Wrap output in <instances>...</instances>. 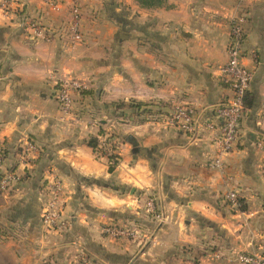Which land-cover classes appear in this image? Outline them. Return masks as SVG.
Returning <instances> with one entry per match:
<instances>
[{"label":"crops","instance_id":"1","mask_svg":"<svg viewBox=\"0 0 264 264\" xmlns=\"http://www.w3.org/2000/svg\"><path fill=\"white\" fill-rule=\"evenodd\" d=\"M14 1L9 13L0 9V158L4 172L19 181L0 188V264H44V254L53 253L37 230L39 202L52 177L62 182L73 221L69 245L80 247L74 264L85 249L96 264H119L122 255H131L126 264H227L212 258L210 245L247 249L248 230L263 236V153L256 141L264 139V0H167L153 9L117 0L132 11L125 22L113 1L63 0L59 10L45 0ZM75 3L83 41L73 45L66 27ZM240 5L250 15L243 64L254 75L247 98L252 106L242 140L223 169L214 170L208 167L217 154L211 135H187L167 118L175 104L190 103L200 125L229 97L220 68L228 61L230 17ZM37 17L53 32L47 41L28 35L27 19ZM133 17L143 25L131 32ZM68 78L87 87L75 95V108L93 112L94 121L60 118L55 93ZM31 135L41 152L26 168L18 149ZM91 138L98 148L89 146ZM104 142L116 160L104 153ZM121 189L134 191V200ZM232 191L246 210L234 212L228 204ZM147 195L158 200L157 219L164 223L154 229V243L135 255L134 241L115 243L101 223L122 216L121 204L135 220ZM184 246L196 263L185 260Z\"/></svg>","mask_w":264,"mask_h":264},{"label":"built area","instance_id":"2","mask_svg":"<svg viewBox=\"0 0 264 264\" xmlns=\"http://www.w3.org/2000/svg\"><path fill=\"white\" fill-rule=\"evenodd\" d=\"M55 10L60 9L63 0H45ZM14 0H0V9L5 13L12 10ZM71 19L67 24L66 30L71 36L73 45L83 41V35L80 30L81 12L79 4L75 3L71 11ZM27 19V31L32 40H49L53 32L48 30L40 18ZM248 24V15L242 13L232 18L229 42L227 46L228 61L221 66L220 72L224 81L227 83L230 95L226 100L219 104L213 111L210 118L205 119L198 125L197 110L190 103H178L173 107V111L167 118V123L177 130L187 134H210L217 148L216 156L210 161L208 167L214 170H222L224 160L232 152L234 147L242 140L241 125L248 114V108L245 105V99L250 92L253 82V71L243 64L246 55L245 43L247 38L246 25ZM86 86L74 79H65L58 83L55 93L61 111L69 114L75 109V95L86 90ZM202 129V130H201ZM256 147L263 153L260 173L264 180V139L258 138ZM105 154L110 158L114 157V149L111 144L104 142L103 148ZM40 147L34 139L27 137L21 147V160L27 167L33 164L40 156ZM116 160V157H115ZM19 180V176L12 172H4L3 161L0 158V188L8 190L11 185ZM47 190L49 199L42 207L41 220L46 230L55 233H64L71 227V218L67 216L65 207L66 200L64 196L62 182L57 177L48 179ZM227 199L231 202L233 208L240 210L241 201L238 194L234 191L227 194ZM143 209L146 213L159 218V205L154 197H148ZM105 234L110 239L116 240L121 237H135L134 229L132 231L123 230L118 227H107ZM216 258H220L219 253H215ZM85 260V259H83ZM235 261L240 264H264V257L256 254L238 253Z\"/></svg>","mask_w":264,"mask_h":264},{"label":"rangeland","instance_id":"3","mask_svg":"<svg viewBox=\"0 0 264 264\" xmlns=\"http://www.w3.org/2000/svg\"><path fill=\"white\" fill-rule=\"evenodd\" d=\"M112 1H113V3L114 2L118 3L117 5L121 9L120 11H123V15H120V19H123L124 22L127 21L128 16L132 15V11L127 10L128 8H130V6H126V4L120 3L117 0H106L105 5L106 6L110 5V2H112ZM110 6H112V5H110ZM242 13H246L248 15V18L250 17L249 11L245 7L240 5V6H238V8L234 12V14L230 17V23H229L230 26H231L232 18L237 16V14L241 15ZM135 18L136 17H133L131 19V21L134 22L136 25L133 24V25H131V27L128 28V30H130L131 32L134 30V28H136V30H138V26L142 27V25H143L141 22H138L137 19L135 20ZM135 33L138 35V31H135ZM138 37H142V36H138ZM70 79H74V80L82 83V80H79L76 78H70ZM83 95L88 96L87 94L82 93V96ZM82 104H83V102H82ZM77 109H78V106H76V108L73 111H71L69 114H66V113L61 111V108L58 105V111L60 112V118L61 119H65V118L68 119L69 123L70 122L72 123L73 120H76L77 122L80 120L81 121L85 120V119H90L92 121L95 120V116H93L94 115L93 112L89 113L88 110H85V112H82V111H77ZM73 126H74V123H73ZM73 126L71 125L69 127H73ZM30 138L34 139L32 135L30 136ZM113 146H114V144H113ZM18 151L20 152L21 148L18 149ZM114 157H116V156L114 155ZM262 159H261V164H262ZM261 164H260V166H261ZM260 166L258 167V170H259V174L261 175ZM120 195L124 196L126 199H128V201L134 200L133 199V193H131V191L129 189H121ZM148 197H154L156 199V197L153 195H147L145 198L147 199ZM49 198H50L49 197V191L46 190V197H44V199H42L39 202L40 207L37 210V212H38L37 230H38V233L39 232L41 233V234H38V236L39 237L42 236L43 238L45 237V246H44V243H42L41 246H44V247L51 246L54 249L52 254H44V257H43V258H45L44 264H61V262H63V261H66V264H74V262H75L74 256H78V254H79L78 251H79L80 247L72 248V246L69 245V243H72V241L70 240V238L68 236V233L71 231L70 230L71 228L68 231L61 233V234L60 233L58 234L55 232L48 233L42 224V220H41V212H42V207H43L42 204L44 205L45 202ZM156 201L158 202L157 199H156ZM227 201H228V204L232 207L231 202L228 199H227ZM122 205H124V206H122ZM158 205L160 206V204H158ZM121 206L122 207L120 209H122L121 210L122 216H119L118 218L106 217V219L103 220L101 223V231H102L103 235L107 236V234H105V231H104V229L107 227H118L120 229L128 230V231H132L134 229L135 230L134 234H135V237H137V238L133 239V237H131V236L130 237L125 236V237H121L119 239H116L114 241H115V243H118V244L121 243L120 244L121 246H125L129 242L132 243V241H134L132 243V245L136 246V249H135L136 250L135 255H136L139 253L138 251L141 247H144V246L147 247V246H150V243L151 244L154 243V241H153L154 240L153 239L154 238V235H153L154 229H156V228L159 229L160 225H162L164 222H163V220H158L153 215L146 213V211L144 209H142L144 211L143 214L142 213L135 214L136 219L135 220L131 219L130 217H127L126 204H121ZM243 207L245 208L244 203H243ZM142 210H139V211L142 212ZM233 210H234V212L237 211V209H235V208ZM240 211H241V209H240ZM71 224L73 225L72 220H71ZM247 224L248 223H244L243 227L246 226ZM257 226H259V225H255V226L251 227L252 230H254V228L256 227L255 228L256 233H257V231H259V228ZM260 227H262V226H260ZM263 230H264V227H263ZM16 232H18V227H16ZM18 234L19 233H16V235H18ZM248 234H250V239H251L250 244H249L250 249L247 248V249L237 250L236 248L232 247V245L226 249V248H222V246L210 245V249H209L210 253L209 254H211V256L213 258L215 253H219V255L221 257H220V259H217V260H224L227 264H240V263L235 261V256L238 253L256 254V255H260V256L264 257V237H263L264 234L262 236L261 233L255 234L253 231L251 232L250 230H248ZM151 235H153V237H151ZM13 236H14V234H13ZM262 244H263V246H261ZM260 246L262 248H260ZM70 247L72 248V250L70 249ZM188 247H190V246H188ZM188 247H186V246L183 247L184 258H186L185 260H189L190 262L196 263L198 258L195 257L193 259L192 258L193 255L190 256L187 253V251L191 252V250ZM82 251H83L82 252L83 256L81 255L82 258L77 259V262L75 264H96L93 262V255L87 249L82 250ZM51 255H52L53 259H51L52 258ZM130 257H131V255H128V256L122 255V257L119 258L120 260H117V262L119 264H126V261L129 260ZM83 259H85V260H83Z\"/></svg>","mask_w":264,"mask_h":264},{"label":"trees","instance_id":"4","mask_svg":"<svg viewBox=\"0 0 264 264\" xmlns=\"http://www.w3.org/2000/svg\"><path fill=\"white\" fill-rule=\"evenodd\" d=\"M136 3L141 7V8H144V9H153V8H163V7H166L167 5V0H135ZM248 95L249 93L247 94V97L245 99V105L247 108L251 107L252 106V103L247 100L248 98ZM124 104H122L123 106ZM89 146L92 147V148H98V142H97V139H94V138H91L88 142ZM115 157H110L111 160H114ZM112 162V161H111ZM115 162L112 163V165H110V172H113L114 169H115ZM241 201V210H246V207L244 208L243 207V200L240 199Z\"/></svg>","mask_w":264,"mask_h":264},{"label":"water","instance_id":"5","mask_svg":"<svg viewBox=\"0 0 264 264\" xmlns=\"http://www.w3.org/2000/svg\"><path fill=\"white\" fill-rule=\"evenodd\" d=\"M133 192H134V191H133ZM133 192H132V193H133Z\"/></svg>","mask_w":264,"mask_h":264}]
</instances>
